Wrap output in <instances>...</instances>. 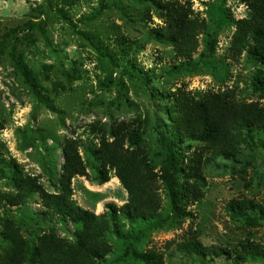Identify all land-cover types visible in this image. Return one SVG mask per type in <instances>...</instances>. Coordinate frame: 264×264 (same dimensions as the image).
Segmentation results:
<instances>
[{
	"label": "rangeland",
	"instance_id": "obj_1",
	"mask_svg": "<svg viewBox=\"0 0 264 264\" xmlns=\"http://www.w3.org/2000/svg\"><path fill=\"white\" fill-rule=\"evenodd\" d=\"M157 1L0 0V191L16 190L14 176L32 175L48 192H58L63 146L76 140L87 175L73 178V199L109 217L106 205H122L127 192L113 171L109 181L98 180L96 148L101 138L111 140L120 126L138 129L140 146L129 141L125 145L142 151L159 174L165 166L159 138L178 143L183 165L203 146L194 138L175 139L168 129L177 88L197 99L235 88L239 100L257 102L264 110V93L253 79L258 70L264 75V64L247 51L236 59L229 54L235 21L251 15L247 6L240 0H177L189 1L207 27L190 58H174L172 46L157 34L164 25ZM91 15L95 18L89 20ZM87 38L113 61L101 56ZM123 64L134 67V76ZM175 66L178 70H172ZM253 140L255 144L245 137L236 156L205 164L198 182L201 197L186 205V216L172 214L162 184L161 209L154 219L118 215L120 236L111 226L105 238L112 252L98 264H144L131 250L145 255L155 251L163 264H264L263 255L254 254L264 251V147L257 137ZM208 156L204 150L203 158ZM178 179L181 182L182 175ZM232 199L252 201L247 213L254 220L232 216L227 208ZM5 209L29 240L51 226L59 236L74 239L72 223L57 216L44 221L40 195L34 193L24 205L0 207V249L5 245ZM151 224L155 226L139 239L129 237ZM190 237L221 254L184 253L178 243Z\"/></svg>",
	"mask_w": 264,
	"mask_h": 264
},
{
	"label": "trees",
	"instance_id": "obj_2",
	"mask_svg": "<svg viewBox=\"0 0 264 264\" xmlns=\"http://www.w3.org/2000/svg\"><path fill=\"white\" fill-rule=\"evenodd\" d=\"M240 1L247 6L251 15L235 21L236 29L232 35L229 54L236 59L247 51L252 59L264 64V0ZM157 3L164 16V25L157 30L158 36H163L172 46L174 58H190L197 50L200 33L207 27L205 19L194 13L189 1L181 3L177 0H159ZM93 18L95 15L88 19ZM38 26L43 30L42 25ZM87 40L101 56H107L110 62L113 61L107 51L93 40ZM14 54L11 51L12 57ZM122 66L127 74L134 76V67L129 69L124 64ZM172 70H178V67L175 66ZM253 79L254 86L264 93L263 72L258 70ZM172 100L173 125L168 128L171 129L172 136L175 139L194 138L203 145L202 150L193 153L188 164L183 165L180 147L175 140L167 142L164 138H159L165 166L158 174L146 156L142 155V151L125 145V141H129L131 145L140 146L142 135L139 130L130 131L125 126L118 127L113 131L111 140L101 138L96 148L100 164L99 182L109 181L110 171H113L127 192V200L122 205H106L110 209V215L106 217L82 207L73 199V178L86 176L87 172L78 152V142L68 141L63 146L64 163L62 173L58 176V185L54 177H49L51 184L58 187V192H48L36 176H14L16 190L0 191V207L24 205L34 193H38L44 207V221L51 222L57 216L64 223H72L74 239L59 236L56 228L51 226L35 239L29 240L23 236L15 222L8 218L9 213L5 209V217L1 219V234L5 245L0 249V264H98L112 252V247L105 238L111 226L114 234L120 236L118 215L140 221L155 218L161 209L159 184L166 191L172 214L184 217L186 205L199 201L201 197L198 182L206 163L217 158L236 156L245 137L254 144L253 139L257 137L264 147V110L257 102L239 100L235 88L208 92L197 99L179 87L172 92ZM204 150L209 152L206 158H203ZM181 175L182 183L178 181V176ZM227 208L232 216L243 217L246 221L254 220V216L247 213L248 209L253 208L250 200L232 199ZM159 224L158 221L155 223L157 226ZM155 225H147L142 231L129 237L139 239ZM178 247L187 254L220 255L222 252L214 247L204 246L191 237L178 243ZM247 247L249 245L243 248ZM131 252L144 264H163L162 256L155 251H149L147 255L135 250ZM254 254L264 257L263 250H257Z\"/></svg>",
	"mask_w": 264,
	"mask_h": 264
},
{
	"label": "bare ground",
	"instance_id": "obj_3",
	"mask_svg": "<svg viewBox=\"0 0 264 264\" xmlns=\"http://www.w3.org/2000/svg\"><path fill=\"white\" fill-rule=\"evenodd\" d=\"M111 179L117 180V178H116V177H113V178H111Z\"/></svg>",
	"mask_w": 264,
	"mask_h": 264
}]
</instances>
